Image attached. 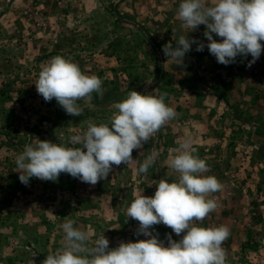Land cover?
<instances>
[{
	"label": "crops",
	"instance_id": "1",
	"mask_svg": "<svg viewBox=\"0 0 264 264\" xmlns=\"http://www.w3.org/2000/svg\"><path fill=\"white\" fill-rule=\"evenodd\" d=\"M171 1L167 13L176 19L172 34L157 45L164 75L155 82V88L140 93H166L165 103L175 109L176 118L143 149L133 150L130 163L114 165L107 179L94 186L67 173H61L55 182L32 177L27 185L21 183L16 157L39 138L18 140L12 159L0 151V264H42L49 253L63 246L61 225L68 220L90 234V243L104 234L109 248L121 241L145 239L143 234H135L139 222L127 218L126 209L135 194L154 195L158 180L177 178L166 165L180 141L189 136L195 154L209 165L205 174L214 175L223 184L221 191L209 197H215L217 208L198 224L229 228L230 235L222 245L226 264H264V48L251 67L247 66L252 60L250 54L237 56L227 66L218 63L207 48L203 35L206 26L193 31L184 28L177 16L180 0ZM186 34L205 47L197 51L193 44L183 65H176L162 48L168 42L175 46L178 37ZM213 38L221 39L215 34ZM261 44L264 46V41ZM116 102H110L113 112ZM0 136V140L5 139ZM153 152L159 154L156 163L146 174L139 173V166ZM153 227V234L158 233L165 245L168 234L174 240L181 238L162 223Z\"/></svg>",
	"mask_w": 264,
	"mask_h": 264
},
{
	"label": "clouds",
	"instance_id": "2",
	"mask_svg": "<svg viewBox=\"0 0 264 264\" xmlns=\"http://www.w3.org/2000/svg\"><path fill=\"white\" fill-rule=\"evenodd\" d=\"M177 16L182 26L191 31L206 26L203 35L208 51L220 64L227 66L237 56L250 54L252 60L247 66L251 67L264 48V0H180ZM187 34L180 35L175 46L168 42L162 48L176 65H183L193 44L197 51L205 47ZM213 34L221 39H214ZM102 83L97 75L86 74L74 61L57 55L42 66L35 86L46 102L55 99L68 115L80 116L83 109L77 102H89L93 93L103 98ZM165 96L166 93L130 91L112 105L116 111L108 123H89L86 131L71 137V144L79 147L40 139L26 145L15 160L20 182L27 185L32 177L55 182L61 173L92 186L107 179L114 165L130 163L133 150L143 149L176 118L177 113L165 103ZM158 155L153 152L147 156L138 172L146 174ZM166 166L177 173V178L158 180L154 195L135 194L126 209L127 218L139 222L135 234H143L145 239L121 241L117 247L109 248L104 234L90 243V234L68 220L61 225L65 234L63 246L49 253L42 264H226L222 245L230 235L229 228L197 223L217 208L215 197H209L221 191L223 184L214 175L205 174L210 171L209 165L195 154L191 136L180 141ZM161 223L181 238L174 240L168 234L165 245L158 233L153 234V226Z\"/></svg>",
	"mask_w": 264,
	"mask_h": 264
},
{
	"label": "rangeland",
	"instance_id": "3",
	"mask_svg": "<svg viewBox=\"0 0 264 264\" xmlns=\"http://www.w3.org/2000/svg\"><path fill=\"white\" fill-rule=\"evenodd\" d=\"M172 4L171 0H0V135L5 137L0 151L12 159L18 140L31 138L79 147L71 144V137L86 131L89 123H108L112 99L122 101L130 89L155 88L164 75L158 41L161 45L171 36L176 21L167 13ZM57 55L103 81V98L93 93L89 102H77L83 109L80 116L68 115L55 99L46 102L37 93L35 82L42 66ZM232 175L228 177L233 181Z\"/></svg>",
	"mask_w": 264,
	"mask_h": 264
},
{
	"label": "built area",
	"instance_id": "4",
	"mask_svg": "<svg viewBox=\"0 0 264 264\" xmlns=\"http://www.w3.org/2000/svg\"><path fill=\"white\" fill-rule=\"evenodd\" d=\"M208 217H209V215H208L206 218H208ZM206 218H205V219H206ZM205 219H204V220H205ZM200 222H202V221H200Z\"/></svg>",
	"mask_w": 264,
	"mask_h": 264
}]
</instances>
